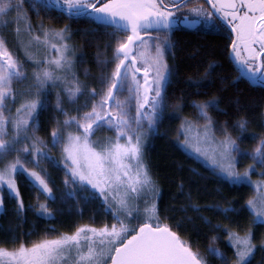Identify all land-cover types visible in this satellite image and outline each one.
<instances>
[{"label": "snow or ice", "instance_id": "snow-or-ice-1", "mask_svg": "<svg viewBox=\"0 0 264 264\" xmlns=\"http://www.w3.org/2000/svg\"><path fill=\"white\" fill-rule=\"evenodd\" d=\"M53 5L69 19L88 18L112 30L105 58L98 61V88L79 78L71 25L55 27L43 19L33 23L30 13L39 17ZM206 5L190 0H0V207L5 205V193L16 200L18 212L25 207L18 176L26 187L42 191L54 202L50 181L55 180L42 163L48 161L64 173L65 199L77 204L99 200L111 218L99 226L73 222L70 232L52 226L48 232L56 235L46 232L31 242L15 234L4 241L13 247L0 244V264H208L174 230L183 227V220L170 224L162 218L161 190L145 159V124L156 130L167 104V86L174 73L166 55L173 54L172 32L180 20L227 32L228 55L241 75L264 84V0H206ZM22 82H27L23 89L18 87ZM54 88H58L56 100L49 104ZM192 103L204 124L185 117L177 129L178 143L207 160L214 174L228 183L254 188L242 209L251 214L252 225L264 224V179H252L257 165L264 178V136L245 152L226 126L220 128L223 136L216 137V122L209 114L210 108L218 109L215 97ZM50 107L55 126L46 140L37 133L40 114ZM236 126L243 132L247 121L241 119ZM103 129L114 135L97 137ZM56 148L59 156L53 155ZM245 156L252 163L240 171L237 165ZM26 160L35 167H27ZM178 191L185 196L181 211L215 208L225 216L239 215L231 203L223 207L196 203L183 181ZM37 203L38 214L54 216L46 202ZM221 227L234 258L211 244L208 251L222 264H251L257 247L253 228L240 231L239 221L235 229L214 226ZM259 246L264 249V240Z\"/></svg>", "mask_w": 264, "mask_h": 264}, {"label": "trees", "instance_id": "trees-1", "mask_svg": "<svg viewBox=\"0 0 264 264\" xmlns=\"http://www.w3.org/2000/svg\"><path fill=\"white\" fill-rule=\"evenodd\" d=\"M48 13L41 11L39 17L35 13L30 14L33 23L43 19L46 25L55 27L71 25L74 33L71 42L76 46V69L79 78L86 81L89 87L98 88L96 81L101 72L98 61L105 58V46L111 41L109 33L112 30L88 18L62 21V15L51 16ZM173 45L174 55L166 56L174 73L167 86V104L156 130L145 147V158L161 190L158 205L162 218H168L170 224L182 219L183 227H174V230L188 240L193 250L200 252L208 264H222L208 251L209 245L220 248L230 259L234 258V251L227 242V232L223 231L222 227L214 226L229 225L235 229L239 221L243 225L238 229L240 231L249 226L253 229L258 227L259 224H251V214L248 210L242 209L245 201L251 196L252 189L248 185L237 186L228 183L186 154L174 138L177 119L173 118L172 113L179 109L187 116H195L198 110L193 107V101L203 102L215 97L218 100V109L210 108L209 114L216 125L226 126L237 139L239 147L245 152H251L261 136H264V90L258 89L247 78L238 77L228 58L227 45L223 37L203 30L181 33ZM111 55V48H108L107 57ZM210 64L214 66V70L209 69ZM26 83L22 82L21 87L25 88ZM48 99L49 104L55 103L54 92H50ZM83 100L84 97H81L80 102ZM52 116L51 107L40 114L41 127L37 134L46 140L49 138L51 128L55 126ZM60 118L63 119V116ZM241 119L247 121L243 132L236 126ZM59 150L54 149L53 154L58 155ZM50 173L55 180L54 183L50 181V186L56 193L54 202L51 199L43 201L46 199L44 195L35 188L26 187L23 178L18 176L25 207L18 212L16 200L5 195V205L0 212V244H4V241L15 234H20V239L28 242L42 238L46 232L54 236L57 233L48 232L52 226L61 232H70L73 230V222L95 223L99 226L105 219L111 221L110 216H105L99 200L87 203L81 200L77 204L73 199H65L61 192L64 176L62 169L53 167ZM181 181L185 184L186 192L192 191L196 203L221 207L231 203L239 211V215L229 213L225 216L215 208H202L201 213H195L190 209L187 212L181 211L185 203V196L178 191ZM38 200L47 203L54 214L53 217L37 213ZM93 215L95 220L92 219ZM184 217L190 219H183ZM202 217L209 218L211 223L205 222ZM29 230H32L33 235H24ZM213 236L217 238L213 240ZM4 246L11 248L14 245L9 242ZM263 257L264 253L257 255L251 259V264H263Z\"/></svg>", "mask_w": 264, "mask_h": 264}, {"label": "rangeland", "instance_id": "rangeland-1", "mask_svg": "<svg viewBox=\"0 0 264 264\" xmlns=\"http://www.w3.org/2000/svg\"><path fill=\"white\" fill-rule=\"evenodd\" d=\"M21 85H22V84L18 85V87H20L21 89H23V87H21ZM51 91L54 92V94H55V96H56V92L58 91V88H54V89H52ZM125 95H126V93H125ZM172 116H173V118L177 119V127H176V131H175V134H174V138H175V140H176L178 146H179V147H180V148H181L186 154H188L190 157H192L193 159H195L196 161H198L203 167H205V168H207L208 170H210L211 172H213L212 167H211V165L208 163L207 160H205V159H203L202 157L198 156V155L195 154L194 152H191V151H189L188 149H185L180 143H178V140H177V129L179 128V126H180L182 120H183L185 117H187V118H189V119L195 121L196 123H199L200 125H203V124H204V119H203L202 117L198 116V115H195V116H187V115L181 113L179 110H178V111L175 110L174 113H172ZM263 123H264V122H263ZM221 127H222V126H217V125H216V132H215V135H216L217 138H220V137L223 136V132L220 131V128H221ZM73 130H74V129H73ZM145 131L148 132V136H147V138H146V145H147V143H148V141L151 139V135H152V133H154V131H150V130H148L146 124H145ZM111 135H114V133L109 132L107 129H103V130H101V131H98L97 134H96L97 137L111 136ZM233 138H234V137H233ZM183 139H184L183 136H179V141H183ZM59 153H60V150H59ZM59 153H58V155H56V156H59ZM14 155H15V153H12L11 156L9 157V159H11V157L14 156ZM53 155H54V154H53ZM237 155H239V154H237ZM54 156H55V155H54ZM145 159H146V158H145ZM42 163H43V165H44L45 167H47L48 172L50 173L51 170H52V168H53V166L51 165V163L48 162V161H43ZM250 163H252V159H251V158L243 157V158L241 159V162L237 165V168H238L240 171H243L244 168L247 167V165L250 164ZM25 164L27 165V167H30V168H31V167H35V165H33L32 163L28 162L27 160L25 161ZM49 167L51 168V170H50ZM213 173H214V172H213ZM258 173H259V165H257L256 170L253 171V173H252V179H253V180L264 179V178L259 177ZM218 177H219V176H218ZM220 178H222V177H220ZM222 179H223V178H222ZM251 189H252V194H251V196H252V195L254 194V188L251 187ZM40 193H42V194L44 195V197L46 198V199L43 200V201H46L47 199H50V198L47 197L42 191H41ZM5 195H7V194L5 193ZM2 209H3V207H0V212L2 211ZM110 222H111V221H110ZM141 222H143V221H141ZM253 231H254V237H253V239H254V242L257 244V247H256L255 252H254V255L251 257V259L257 257V255H259V254H261V253H264V249H262V248L259 246V245H260V241H261V240H264V224H259V226H258V227H255V229H253ZM227 242L229 243L228 240H227ZM229 246L233 249V247L231 246L230 243H229ZM233 251H234V249H233ZM263 264H264V257H263Z\"/></svg>", "mask_w": 264, "mask_h": 264}, {"label": "flooded vegetation", "instance_id": "flooded-vegetation-1", "mask_svg": "<svg viewBox=\"0 0 264 264\" xmlns=\"http://www.w3.org/2000/svg\"><path fill=\"white\" fill-rule=\"evenodd\" d=\"M190 3L191 4L205 3V5H206V0H190ZM47 12H49L48 14H51V16H52V14H53V16H54V14L55 15L56 14L57 15H62V19H63L62 21H65V20L69 19L68 16L64 15L61 11L55 10V5H53V10L47 11ZM192 18H195V17H192ZM174 28H175V30L172 32V37H171L172 41H173V44L175 43L176 38H178V36L181 33L196 32V31L203 30V31L208 32L210 34L218 35L220 37H223L225 39V41H226L227 52L230 51V47L229 46H230L231 41L228 39V33L223 31V30H216L215 28H212L211 26L204 25L203 23L197 24V25H191V24H188L184 20H180L174 26ZM122 34L125 35L124 33H122ZM161 35H163V33H161ZM228 58L231 61V63L233 64V66L235 68V73H237L238 77H243L241 75V73L239 72L238 67L235 65V63L233 62L232 58L229 55H228ZM243 78H245V77H243ZM251 82H252L253 85L257 86L258 89L264 90V84H261L259 81H251Z\"/></svg>", "mask_w": 264, "mask_h": 264}]
</instances>
